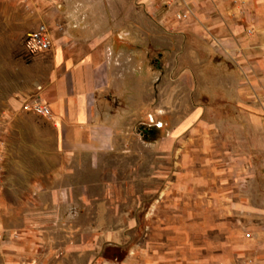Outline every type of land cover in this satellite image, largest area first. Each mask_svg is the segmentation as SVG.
Listing matches in <instances>:
<instances>
[{
	"label": "crops",
	"instance_id": "1",
	"mask_svg": "<svg viewBox=\"0 0 264 264\" xmlns=\"http://www.w3.org/2000/svg\"><path fill=\"white\" fill-rule=\"evenodd\" d=\"M158 1H54L46 21L50 49L42 54L47 71L37 95L49 110L42 121L50 127L55 160L39 187L38 210L23 220L42 222L44 232L69 241L56 264H264V0H166L164 13ZM190 62L204 63L201 77L212 71L219 77L214 98L218 110L228 111L220 123H228L234 141L239 132L261 134L259 166L254 148L247 150V195L231 199L246 216L245 230L223 233L215 211L219 240L197 263L130 240L153 237L159 221L165 232L174 229L173 217L160 220L139 209L158 201L157 187L141 181V160L145 143L154 156H172L175 139L211 114V106L199 105L203 92L191 85L198 65ZM175 116L181 117L176 123ZM129 160L131 169H117ZM120 173L132 180L119 181ZM198 185L202 205L225 204L218 193L205 198L210 184ZM26 232L11 253L30 259L39 231Z\"/></svg>",
	"mask_w": 264,
	"mask_h": 264
},
{
	"label": "rangeland",
	"instance_id": "2",
	"mask_svg": "<svg viewBox=\"0 0 264 264\" xmlns=\"http://www.w3.org/2000/svg\"><path fill=\"white\" fill-rule=\"evenodd\" d=\"M54 1L0 0V264H11L12 261L14 264H56L63 245L69 243L53 231L44 232L38 227H44L42 222L23 220L38 210L39 187L47 182L46 173L55 160L50 127L42 121L43 117L31 110L48 62L42 54L28 55L23 41L39 25L48 29L46 21L54 8ZM155 6L164 13L170 4L159 0ZM175 17L178 19L179 15L175 13ZM188 64L191 68L198 65L197 62ZM197 67L200 70L195 68L196 75L191 78V85L202 90L199 105L211 106V114L175 139L172 156L165 151L154 156L148 152L149 143L143 144L141 181L157 187L158 201L155 205L139 209L142 213H155L160 220L173 217L174 229L165 232L162 228L166 223L159 221L153 237L142 235L141 238L130 239L137 244L151 242L159 255L171 256L175 261L186 259L191 263L208 256L213 251V243L219 240L213 230L215 211L221 213L223 233L244 232L246 216L231 203L247 195L249 177L245 171L251 169L248 149L251 152L254 148L253 161L257 166L261 164L255 149L260 145V132H239L238 141H234L236 135L228 123H220L227 116L223 113L228 111L218 110L219 102L214 98L219 77L214 71L206 73L208 77H201L205 73L204 63ZM190 97L193 101L194 95ZM192 110L193 107L190 108ZM180 118L175 116L173 120L176 123ZM129 164H134L133 160L124 165L119 161L117 169H131ZM237 169H244V174L237 173ZM132 177L126 173L117 175L121 182L132 180ZM200 180L210 184L204 191L205 198L218 193L226 198L225 204L220 207L213 203L202 205L200 199L204 193L199 189ZM171 199L172 204L168 203ZM231 199L234 200L231 202ZM182 226L186 230L182 231ZM204 226L211 230L203 234ZM29 230L39 231V234H35L36 240L30 247L33 255L24 259L21 254H12L11 248H20L22 238L28 235L26 231ZM108 249L110 254L114 252L112 248Z\"/></svg>",
	"mask_w": 264,
	"mask_h": 264
},
{
	"label": "built area",
	"instance_id": "3",
	"mask_svg": "<svg viewBox=\"0 0 264 264\" xmlns=\"http://www.w3.org/2000/svg\"><path fill=\"white\" fill-rule=\"evenodd\" d=\"M50 44L48 29L44 25H39L34 31L28 33L23 41L24 50L31 56L47 52L50 49ZM37 91H40V87L37 88ZM31 110L38 116H49L47 106L39 100L38 95L31 104Z\"/></svg>",
	"mask_w": 264,
	"mask_h": 264
}]
</instances>
